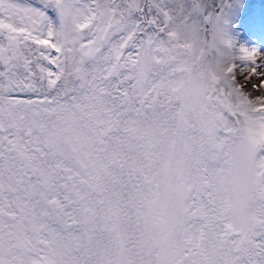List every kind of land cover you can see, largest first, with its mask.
<instances>
[{"label":"snow or ice","instance_id":"obj_1","mask_svg":"<svg viewBox=\"0 0 264 264\" xmlns=\"http://www.w3.org/2000/svg\"><path fill=\"white\" fill-rule=\"evenodd\" d=\"M246 24V0H0V264H264Z\"/></svg>","mask_w":264,"mask_h":264},{"label":"rangeland","instance_id":"obj_2","mask_svg":"<svg viewBox=\"0 0 264 264\" xmlns=\"http://www.w3.org/2000/svg\"><path fill=\"white\" fill-rule=\"evenodd\" d=\"M248 34L244 28H237L244 40L257 48H264V0H246ZM243 42V41H242Z\"/></svg>","mask_w":264,"mask_h":264}]
</instances>
